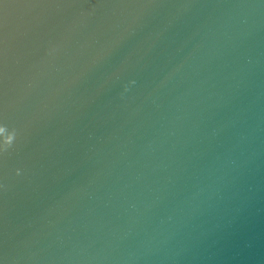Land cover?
I'll list each match as a JSON object with an SVG mask.
<instances>
[{"label":"water","instance_id":"95a60500","mask_svg":"<svg viewBox=\"0 0 264 264\" xmlns=\"http://www.w3.org/2000/svg\"><path fill=\"white\" fill-rule=\"evenodd\" d=\"M0 264H264V0H0Z\"/></svg>","mask_w":264,"mask_h":264}]
</instances>
